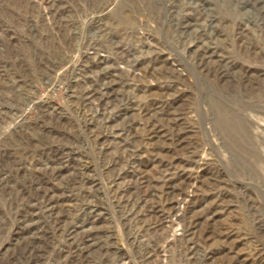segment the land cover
I'll return each mask as SVG.
<instances>
[{
  "label": "rangeland",
  "instance_id": "rangeland-1",
  "mask_svg": "<svg viewBox=\"0 0 264 264\" xmlns=\"http://www.w3.org/2000/svg\"><path fill=\"white\" fill-rule=\"evenodd\" d=\"M0 264H264V0H0Z\"/></svg>",
  "mask_w": 264,
  "mask_h": 264
}]
</instances>
